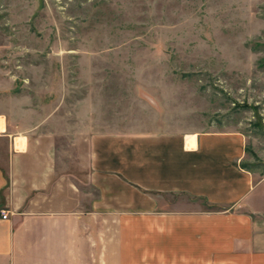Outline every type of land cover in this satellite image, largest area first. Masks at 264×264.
Returning a JSON list of instances; mask_svg holds the SVG:
<instances>
[{"label": "rangeland", "instance_id": "obj_1", "mask_svg": "<svg viewBox=\"0 0 264 264\" xmlns=\"http://www.w3.org/2000/svg\"><path fill=\"white\" fill-rule=\"evenodd\" d=\"M0 76L12 81L2 105L56 114L69 152L84 123L93 135L239 133L241 165L264 180V0H0Z\"/></svg>", "mask_w": 264, "mask_h": 264}, {"label": "crops", "instance_id": "obj_2", "mask_svg": "<svg viewBox=\"0 0 264 264\" xmlns=\"http://www.w3.org/2000/svg\"><path fill=\"white\" fill-rule=\"evenodd\" d=\"M11 89L0 76V94ZM7 100L0 264H264V180L241 165V134L93 135L84 123L69 152L56 114ZM177 196L213 208L176 211Z\"/></svg>", "mask_w": 264, "mask_h": 264}, {"label": "built area", "instance_id": "obj_3", "mask_svg": "<svg viewBox=\"0 0 264 264\" xmlns=\"http://www.w3.org/2000/svg\"><path fill=\"white\" fill-rule=\"evenodd\" d=\"M1 219L5 220L7 219V214L5 211H0Z\"/></svg>", "mask_w": 264, "mask_h": 264}, {"label": "trees", "instance_id": "obj_4", "mask_svg": "<svg viewBox=\"0 0 264 264\" xmlns=\"http://www.w3.org/2000/svg\"><path fill=\"white\" fill-rule=\"evenodd\" d=\"M247 171H249L250 172V170L249 169H247ZM210 208H213V207H211V206H209Z\"/></svg>", "mask_w": 264, "mask_h": 264}, {"label": "bare ground", "instance_id": "obj_5", "mask_svg": "<svg viewBox=\"0 0 264 264\" xmlns=\"http://www.w3.org/2000/svg\"><path fill=\"white\" fill-rule=\"evenodd\" d=\"M0 128H2L1 125H0Z\"/></svg>", "mask_w": 264, "mask_h": 264}]
</instances>
